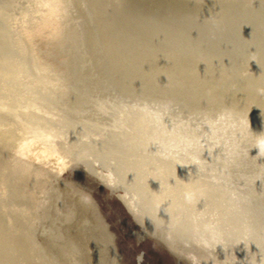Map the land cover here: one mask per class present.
<instances>
[{
  "label": "water",
  "instance_id": "obj_1",
  "mask_svg": "<svg viewBox=\"0 0 264 264\" xmlns=\"http://www.w3.org/2000/svg\"><path fill=\"white\" fill-rule=\"evenodd\" d=\"M0 264H264V0H0Z\"/></svg>",
  "mask_w": 264,
  "mask_h": 264
}]
</instances>
